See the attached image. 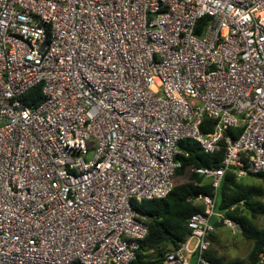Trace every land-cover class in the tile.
I'll list each match as a JSON object with an SVG mask.
<instances>
[{
	"label": "built area",
	"instance_id": "2783aa9c",
	"mask_svg": "<svg viewBox=\"0 0 264 264\" xmlns=\"http://www.w3.org/2000/svg\"><path fill=\"white\" fill-rule=\"evenodd\" d=\"M186 140L223 151L192 169L215 191L264 174V0H0V264H132L133 201L171 192ZM197 200L163 263L207 264L213 217L239 228Z\"/></svg>",
	"mask_w": 264,
	"mask_h": 264
},
{
	"label": "trees",
	"instance_id": "16d2710c",
	"mask_svg": "<svg viewBox=\"0 0 264 264\" xmlns=\"http://www.w3.org/2000/svg\"><path fill=\"white\" fill-rule=\"evenodd\" d=\"M44 99L41 85L23 95L25 106L36 107ZM214 122L205 119L202 122L203 132L212 130ZM233 138L240 133L239 129L226 131ZM180 154L175 161L180 167L175 177L187 175L188 182L173 184L171 192L162 199L142 200L134 202V209L144 217L147 234L140 243L132 264H163L166 253L178 248L190 231L187 227L188 218L195 213H202L204 208L199 204V196H209L215 200V211L224 218L235 221L241 228L239 233L252 241L247 261L241 259H225L218 256L211 247L204 252L207 264H258L259 254L264 250V225L258 226L256 220L264 219V188L250 184L244 179L236 178V169L226 170L215 191L211 182L193 173L195 167L218 166L223 151L205 154L192 141H181L177 144ZM264 181V174L251 175ZM215 228L222 223L213 221ZM211 243L214 234L210 236Z\"/></svg>",
	"mask_w": 264,
	"mask_h": 264
},
{
	"label": "rangeland",
	"instance_id": "374dc122",
	"mask_svg": "<svg viewBox=\"0 0 264 264\" xmlns=\"http://www.w3.org/2000/svg\"><path fill=\"white\" fill-rule=\"evenodd\" d=\"M94 153V148L88 147V155L85 158V161L91 159ZM244 181L262 186L264 188V181L262 179H258L252 176H246ZM188 182V176H178L174 178V183L183 184ZM258 226L264 225V219L258 218L256 220ZM252 246L251 240H246L240 233L239 230L233 231L228 227L221 225L220 227L215 229L214 232V241L211 244V250L216 252L218 256H221L227 260L229 259H241L243 261H247L248 254L250 252ZM165 264V263H163ZM190 264H196V258L193 257L190 260Z\"/></svg>",
	"mask_w": 264,
	"mask_h": 264
},
{
	"label": "crops",
	"instance_id": "0c3cea01",
	"mask_svg": "<svg viewBox=\"0 0 264 264\" xmlns=\"http://www.w3.org/2000/svg\"><path fill=\"white\" fill-rule=\"evenodd\" d=\"M245 178V177H244ZM243 178V179H244ZM175 184V183H174ZM199 204H201L200 202H198ZM215 213H216V211H215ZM213 221H217V218L216 217H213L212 219H211V222L213 223ZM216 229V228H215Z\"/></svg>",
	"mask_w": 264,
	"mask_h": 264
},
{
	"label": "water",
	"instance_id": "95a60500",
	"mask_svg": "<svg viewBox=\"0 0 264 264\" xmlns=\"http://www.w3.org/2000/svg\"><path fill=\"white\" fill-rule=\"evenodd\" d=\"M237 230H239V231L241 230L240 226H239V228Z\"/></svg>",
	"mask_w": 264,
	"mask_h": 264
}]
</instances>
